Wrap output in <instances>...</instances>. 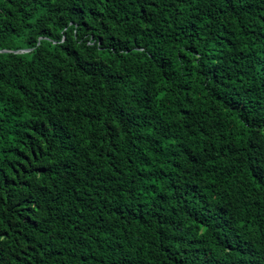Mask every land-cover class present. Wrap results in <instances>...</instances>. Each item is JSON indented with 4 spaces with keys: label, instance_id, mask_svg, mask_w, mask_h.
I'll use <instances>...</instances> for the list:
<instances>
[{
    "label": "trees",
    "instance_id": "16d2710c",
    "mask_svg": "<svg viewBox=\"0 0 264 264\" xmlns=\"http://www.w3.org/2000/svg\"><path fill=\"white\" fill-rule=\"evenodd\" d=\"M0 264H264V0H0Z\"/></svg>",
    "mask_w": 264,
    "mask_h": 264
},
{
    "label": "water",
    "instance_id": "95a60500",
    "mask_svg": "<svg viewBox=\"0 0 264 264\" xmlns=\"http://www.w3.org/2000/svg\"><path fill=\"white\" fill-rule=\"evenodd\" d=\"M26 51V50H25Z\"/></svg>",
    "mask_w": 264,
    "mask_h": 264
}]
</instances>
